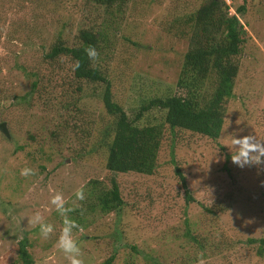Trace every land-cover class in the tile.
<instances>
[{"label": "rangeland", "instance_id": "obj_1", "mask_svg": "<svg viewBox=\"0 0 264 264\" xmlns=\"http://www.w3.org/2000/svg\"><path fill=\"white\" fill-rule=\"evenodd\" d=\"M205 1L123 0L104 10L102 0H0V123L7 133L0 130V264L21 263L20 243L31 264H69L56 247L64 226L50 203L56 193L83 229L72 236L84 264L109 256L110 264H264L257 243L247 242L264 236V165L241 168L231 161L234 136L264 140V0H217L226 19L220 52L228 18L244 30L230 58L237 74L221 130L211 139L163 125L150 174L105 168L104 133L116 117L103 109L101 85L75 79L63 56L45 59L54 43H77L79 29L102 30L94 65L134 119L148 98L173 93L194 41L190 18ZM67 102L76 109H63ZM162 114L151 108L133 123L158 124ZM25 167L36 175L21 176ZM175 168L193 201L184 202ZM111 180L121 203L103 212L96 195ZM81 187L82 201L75 196ZM36 213L53 226L48 239L28 222Z\"/></svg>", "mask_w": 264, "mask_h": 264}, {"label": "trees", "instance_id": "obj_2", "mask_svg": "<svg viewBox=\"0 0 264 264\" xmlns=\"http://www.w3.org/2000/svg\"><path fill=\"white\" fill-rule=\"evenodd\" d=\"M123 0H102L105 9ZM217 0L202 2L191 16L193 44L189 40L188 48L183 54L180 70L176 77L173 93L148 98L134 119H138L142 112L151 108L163 111L162 121L158 124L134 125V119H128L122 107L113 100L110 82L104 74L90 60L85 50L93 47L98 52L100 42L104 40V33L92 29H79L76 34L77 43L66 45L60 42L50 46L45 53V59H67L71 73L75 79L101 85V103L103 109L115 116L109 133H104L108 143L105 157V168L112 172H137L150 174L155 167L156 152L162 134L163 125L169 129H184L199 133L211 139H216L223 123L224 103L232 95V86L237 65L231 61V55L238 51V43L242 42L244 30L241 25L232 27V19L226 24L228 29L223 36L227 42L224 52H220L216 44L220 38L224 20V10L219 8ZM197 29V31H195ZM79 60L81 66L73 71V64ZM210 72H214L215 79L209 80ZM35 82L31 83L34 88ZM23 96L22 99H26ZM45 100L43 103H47ZM74 104V102H73ZM70 105V106H69ZM75 106V104H74ZM70 102L64 103L63 109H76ZM180 187L183 190L184 202L193 201L186 187L180 169H174ZM98 207L103 212L117 209L121 200L116 183L111 180L109 189L96 195ZM189 234L185 232V236ZM193 239L194 237H187ZM194 240V239H193ZM248 243H257L256 254L264 256V236L257 239L249 238ZM18 255L20 264H31L25 246L20 243ZM112 257H107L102 264H110Z\"/></svg>", "mask_w": 264, "mask_h": 264}, {"label": "clouds", "instance_id": "obj_3", "mask_svg": "<svg viewBox=\"0 0 264 264\" xmlns=\"http://www.w3.org/2000/svg\"><path fill=\"white\" fill-rule=\"evenodd\" d=\"M85 53L87 57L93 61L98 57V53L93 47H88L85 50ZM80 66L81 63L79 60H77L74 62L72 70L75 71L79 69ZM231 143L232 148L234 149V152L231 154V161L233 164L241 168L245 166L260 167L264 165V140H258L254 135H245L240 136L239 138L234 136ZM36 171V169L25 167L21 169L20 175L23 177H29L36 175ZM75 196L77 200H84V188L81 187L78 189L75 193ZM50 203L64 218V226L56 242V247L66 254L67 258L69 259V264H84V261L81 258V249L72 236L73 229H79L80 231H83L81 226L68 216V213L73 211V209L65 206L66 200L61 193H56L54 196H52ZM9 215H11V209H9ZM13 220H16V218L13 217ZM28 222L33 226L39 225L40 234L44 239H48L54 232L53 226L44 222L42 216L39 213H36L31 218H29ZM17 224H19V221H17ZM199 264H204V261L200 260Z\"/></svg>", "mask_w": 264, "mask_h": 264}, {"label": "water", "instance_id": "obj_4", "mask_svg": "<svg viewBox=\"0 0 264 264\" xmlns=\"http://www.w3.org/2000/svg\"><path fill=\"white\" fill-rule=\"evenodd\" d=\"M0 130L5 134L7 135V133L5 132L4 128H3V123H0Z\"/></svg>", "mask_w": 264, "mask_h": 264}]
</instances>
